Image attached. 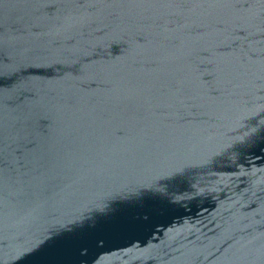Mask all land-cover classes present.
<instances>
[{"label": "water", "instance_id": "95a60500", "mask_svg": "<svg viewBox=\"0 0 264 264\" xmlns=\"http://www.w3.org/2000/svg\"><path fill=\"white\" fill-rule=\"evenodd\" d=\"M0 264H264V0H80L2 55Z\"/></svg>", "mask_w": 264, "mask_h": 264}]
</instances>
